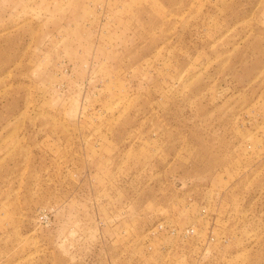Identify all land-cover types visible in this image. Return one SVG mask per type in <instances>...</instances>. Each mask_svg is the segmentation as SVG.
I'll return each mask as SVG.
<instances>
[{
	"label": "rangeland",
	"instance_id": "rangeland-1",
	"mask_svg": "<svg viewBox=\"0 0 264 264\" xmlns=\"http://www.w3.org/2000/svg\"><path fill=\"white\" fill-rule=\"evenodd\" d=\"M0 264H264V0H0Z\"/></svg>",
	"mask_w": 264,
	"mask_h": 264
}]
</instances>
